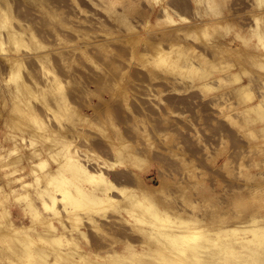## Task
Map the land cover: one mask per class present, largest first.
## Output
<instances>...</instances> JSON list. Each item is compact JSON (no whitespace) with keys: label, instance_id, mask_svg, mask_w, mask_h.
Wrapping results in <instances>:
<instances>
[{"label":"rangeland","instance_id":"obj_1","mask_svg":"<svg viewBox=\"0 0 264 264\" xmlns=\"http://www.w3.org/2000/svg\"><path fill=\"white\" fill-rule=\"evenodd\" d=\"M0 264H264V0H0Z\"/></svg>","mask_w":264,"mask_h":264}]
</instances>
